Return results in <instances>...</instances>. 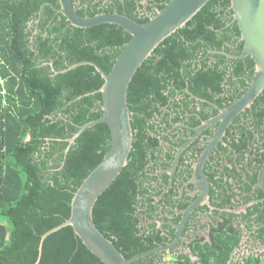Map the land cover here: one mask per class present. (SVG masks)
<instances>
[{
  "label": "trees",
  "instance_id": "1",
  "mask_svg": "<svg viewBox=\"0 0 264 264\" xmlns=\"http://www.w3.org/2000/svg\"><path fill=\"white\" fill-rule=\"evenodd\" d=\"M134 3L125 0L122 5L131 9ZM58 7V0H0V264H104L71 226L48 234L40 255L38 247L43 233L69 217L76 189L111 146L109 127L100 122L84 129L65 152L67 138L101 117L98 89L104 80L89 64L61 70L91 60L109 72L130 35L111 23L73 26ZM82 10L76 12L83 16ZM94 10L101 12L96 5ZM239 36L230 0H209L134 74L127 94L133 130L128 162L93 207L97 228L126 258L159 246L146 237L136 210L147 149L158 145V140L148 144L146 128L158 111L155 101L165 102L162 90L170 85L175 90L188 85L201 94L207 85L218 88L217 69L227 59L237 67L235 74L244 66L253 73L250 56L215 52L240 54ZM256 100L264 101V89ZM223 253L193 263L185 258L162 262L159 251L130 264H226Z\"/></svg>",
  "mask_w": 264,
  "mask_h": 264
},
{
  "label": "flooded vegetation",
  "instance_id": "2",
  "mask_svg": "<svg viewBox=\"0 0 264 264\" xmlns=\"http://www.w3.org/2000/svg\"><path fill=\"white\" fill-rule=\"evenodd\" d=\"M167 1L135 0L131 9L122 5L125 0L71 3L75 11L83 9V16H91L96 5L101 12L94 14L132 18L131 12L149 20ZM236 68L227 59L217 69L219 87L207 85L203 94L188 85L162 90L165 102L150 94L158 111L146 121L147 142L158 140V145L147 149L136 210L146 237L166 247L162 262L200 263L225 251L226 264H264V101L255 99L224 127L219 119L196 130L247 89L253 73L244 66L235 74Z\"/></svg>",
  "mask_w": 264,
  "mask_h": 264
},
{
  "label": "water",
  "instance_id": "3",
  "mask_svg": "<svg viewBox=\"0 0 264 264\" xmlns=\"http://www.w3.org/2000/svg\"><path fill=\"white\" fill-rule=\"evenodd\" d=\"M207 1L209 0H168L153 17L141 23L118 12L81 16L73 9L71 0H58L60 4L58 11L71 25L87 28L102 23L116 24L130 35V39L117 55L109 72H105L91 60L79 61L61 70L63 72L81 64H89L95 67L104 80L98 89L102 99L101 117L82 124L71 137L67 138L65 152L84 129L100 122H106L109 127L111 146L100 163L76 189L71 199L69 217L41 235L39 255L45 237L64 226H71L85 247L104 264H130L140 257L165 250L166 247L156 246L126 258L111 239L97 228L93 218V207L98 197L128 162L133 130L127 94L134 74L154 49L167 36L183 27ZM230 8L238 25L240 40L243 41L242 51L237 55L224 50L215 52L233 58L250 56L254 62L253 77L248 82L247 89L232 105L221 110L214 119L204 121L197 127V131L219 119L222 120L224 127L238 112L250 107L264 89V0H230Z\"/></svg>",
  "mask_w": 264,
  "mask_h": 264
}]
</instances>
